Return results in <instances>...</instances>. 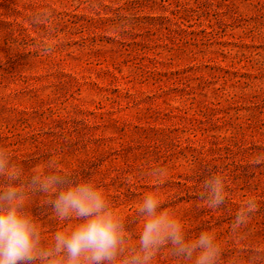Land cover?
<instances>
[{"label":"rangeland","instance_id":"obj_1","mask_svg":"<svg viewBox=\"0 0 264 264\" xmlns=\"http://www.w3.org/2000/svg\"><path fill=\"white\" fill-rule=\"evenodd\" d=\"M0 146L26 173L56 159L95 178L130 242L164 167L161 199L189 237L213 227L221 264L264 253V0H0ZM212 173L226 180L215 210L199 196ZM45 199L29 207L50 239L63 225ZM153 264L177 262L162 249Z\"/></svg>","mask_w":264,"mask_h":264},{"label":"clouds","instance_id":"obj_2","mask_svg":"<svg viewBox=\"0 0 264 264\" xmlns=\"http://www.w3.org/2000/svg\"><path fill=\"white\" fill-rule=\"evenodd\" d=\"M253 163H264V154ZM148 174L152 190L136 205L141 225L138 238L130 242L125 218L95 178L73 177L60 169L56 159L26 173L9 149L0 146V264H153L162 249L177 264H221L222 244L215 229L209 226L189 237L177 213L164 207L160 188L167 169L152 167ZM225 193L224 175L212 173L203 180L199 196L215 210L225 204ZM35 195L46 198L45 205L63 225L50 239L30 210ZM257 209L254 197L243 199L231 232L244 236ZM261 260L264 253L245 259L238 252L230 264H260Z\"/></svg>","mask_w":264,"mask_h":264}]
</instances>
